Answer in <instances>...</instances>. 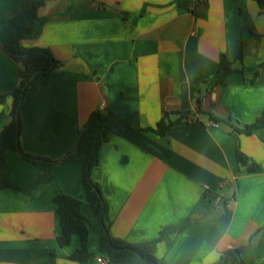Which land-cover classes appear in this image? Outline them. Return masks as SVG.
I'll return each instance as SVG.
<instances>
[{
  "label": "crops",
  "instance_id": "crops-1",
  "mask_svg": "<svg viewBox=\"0 0 264 264\" xmlns=\"http://www.w3.org/2000/svg\"><path fill=\"white\" fill-rule=\"evenodd\" d=\"M36 1L38 33L20 48L49 49L60 65L47 86L25 96L26 153L62 159L98 109L132 113L138 129H156L165 114L189 115L164 136L124 128L101 145L92 179L104 199L103 221L83 204L93 254L84 262L70 259L79 236L59 244L53 199L85 200V155L55 165L52 180L42 183L41 168L5 150L0 166L10 186L0 189V264H100L102 223L135 244L155 241L165 227L179 229L155 246L167 264H219L235 247L245 264H264V128L235 134L224 123L243 128L264 112V10L257 1L208 0L196 11L194 0ZM27 17V0H0L2 33ZM221 54L244 72L226 84H217ZM18 82V64L0 44V132L12 119ZM237 148L254 172L239 164ZM223 200L230 201L229 223L220 221Z\"/></svg>",
  "mask_w": 264,
  "mask_h": 264
},
{
  "label": "trees",
  "instance_id": "trees-1",
  "mask_svg": "<svg viewBox=\"0 0 264 264\" xmlns=\"http://www.w3.org/2000/svg\"><path fill=\"white\" fill-rule=\"evenodd\" d=\"M255 1H257L261 10H264V0ZM27 5L28 17L23 24L7 34L0 31V44L3 50L15 60L19 67V82L11 92L13 97L12 119L0 132V158H2L5 150H15L23 158L43 170L40 180L42 183H47L52 180V169L55 165L65 163L78 155H85L86 159L82 170L85 200L66 194H57L53 199L61 224V234L58 238L59 244L61 247L69 246L73 236H79L80 247L70 256V259L84 262L91 258L93 254L88 248L89 220L81 212L83 204L89 205L93 213L99 217L101 222L103 221L104 199L99 184L92 179V172L99 164L101 145L109 141L113 136L121 135L124 128L134 131H152L160 136H164L171 126L188 117L189 113H175L179 116L175 120L171 119L169 114H165L157 124L156 129H138L132 125V113L114 112L106 108L98 109L90 114L80 132L75 149L68 152L62 159L39 158L26 153L22 149L20 141L22 133V109L25 96L30 89L38 90L47 86L52 71L60 65V62L49 49L32 48L22 50L20 48L19 43L22 39L34 37L38 33V9L42 5V2L27 0ZM207 7L208 0H199V2L194 4L193 11H196L198 8L206 10ZM242 60L243 52L237 56V61L242 62ZM234 65L235 61H230L225 54L220 55L217 84H226L228 78L235 72L244 73L243 70L237 69ZM259 76L260 73L257 72L251 82H254ZM224 123L229 125L235 134H251L256 129L264 128V112L257 117L254 123L246 125L243 128H239L231 119H228ZM237 159L239 164L247 168L249 172L256 170L255 164L243 155L238 148ZM8 186L10 184L6 177L3 162L0 166V189ZM232 200H235V196H233ZM229 202V200H223L220 204V208L222 209L220 221L224 223H229L232 218V212L228 206ZM190 221L188 219L186 223ZM178 231L179 229L175 227H165L161 230L159 237L155 241L145 244H135L114 238L102 223L100 251L106 256L107 264H167L156 256L155 246L160 241L170 243V235ZM219 264H245L241 255V248L235 247L225 251L221 256Z\"/></svg>",
  "mask_w": 264,
  "mask_h": 264
},
{
  "label": "built area",
  "instance_id": "built-area-1",
  "mask_svg": "<svg viewBox=\"0 0 264 264\" xmlns=\"http://www.w3.org/2000/svg\"><path fill=\"white\" fill-rule=\"evenodd\" d=\"M197 2H199V0H194V4H196ZM214 126H217L218 124L217 123H215V122H213L212 123ZM98 262L100 263V264H107V261L105 260V259H103L102 257H99L98 258Z\"/></svg>",
  "mask_w": 264,
  "mask_h": 264
}]
</instances>
